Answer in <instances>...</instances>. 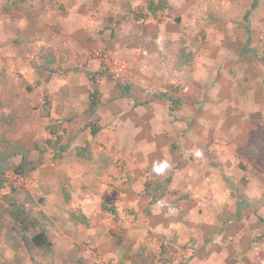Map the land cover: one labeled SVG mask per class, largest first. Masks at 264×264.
Wrapping results in <instances>:
<instances>
[{"label": "rangeland", "instance_id": "rangeland-1", "mask_svg": "<svg viewBox=\"0 0 264 264\" xmlns=\"http://www.w3.org/2000/svg\"><path fill=\"white\" fill-rule=\"evenodd\" d=\"M152 1L0 0V264H264V0Z\"/></svg>", "mask_w": 264, "mask_h": 264}, {"label": "trees", "instance_id": "trees-1", "mask_svg": "<svg viewBox=\"0 0 264 264\" xmlns=\"http://www.w3.org/2000/svg\"><path fill=\"white\" fill-rule=\"evenodd\" d=\"M256 6V3L253 4L252 8ZM168 8V5L163 2L159 1L158 3L152 1L148 7L147 10L150 12V14L154 17H158V12L165 10ZM250 13H247L245 15V19L247 20L249 17ZM185 56V63L191 62V58L188 54L184 55ZM53 63V62H52ZM129 87H126L125 90L128 91ZM156 98L162 99V100H167L169 101L174 107L179 104V101L174 99L170 93L168 92H162L156 95ZM100 99L98 97V92L94 91L91 96H90V105H89V114L90 116H94L96 111L99 109L100 105ZM94 128V127H93ZM93 133H96V129H92ZM36 147H38L36 145ZM81 152H85V149H81ZM29 152L28 150L23 146V145H15L12 144L11 142L6 143L3 145V147H0V175L1 178H3L6 174L7 171H9L12 167V165L15 163L16 158L20 157L21 161L15 168V172L18 175H23V173L27 171H33L36 169V165L34 164L33 161L30 160L29 158ZM5 179V177H4ZM3 179V181H4ZM170 179H168L169 182ZM3 185V183H1ZM152 190H148V196L150 197V206L156 205L159 203V201L165 196L166 189L164 186L161 184H157L155 188V192H151ZM158 192V193H156ZM15 216L20 217L19 214H16ZM83 220L87 221V218L85 216L82 217ZM33 243L39 247V248H51L52 247V242L50 241L48 235L46 232H40L39 234L35 235L33 237Z\"/></svg>", "mask_w": 264, "mask_h": 264}, {"label": "built area", "instance_id": "built-area-1", "mask_svg": "<svg viewBox=\"0 0 264 264\" xmlns=\"http://www.w3.org/2000/svg\"><path fill=\"white\" fill-rule=\"evenodd\" d=\"M96 55L101 56L99 53H96ZM101 57H102V61L108 65L111 72L114 73L115 76L119 77L121 75L120 72L123 71V69L125 68V63H123L122 61L119 63L116 60L114 62L110 61L106 55Z\"/></svg>", "mask_w": 264, "mask_h": 264}, {"label": "clouds", "instance_id": "clouds-1", "mask_svg": "<svg viewBox=\"0 0 264 264\" xmlns=\"http://www.w3.org/2000/svg\"><path fill=\"white\" fill-rule=\"evenodd\" d=\"M196 155H200L199 152ZM170 167L167 161H155L152 164V171L157 175H163L165 171ZM160 205H163V201L159 202Z\"/></svg>", "mask_w": 264, "mask_h": 264}, {"label": "crops", "instance_id": "crops-1", "mask_svg": "<svg viewBox=\"0 0 264 264\" xmlns=\"http://www.w3.org/2000/svg\"><path fill=\"white\" fill-rule=\"evenodd\" d=\"M160 100H162V99H160ZM167 101V100H166ZM165 149H166V152H169V154L171 153V151H170V149H168V145H165V147H164ZM169 160V159H168ZM169 164H174V162L173 161H170V162H168ZM174 166V165H173Z\"/></svg>", "mask_w": 264, "mask_h": 264}]
</instances>
